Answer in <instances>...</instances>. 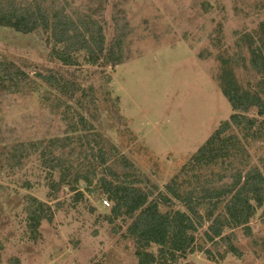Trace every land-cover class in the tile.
I'll use <instances>...</instances> for the list:
<instances>
[{"label":"rangeland","instance_id":"rangeland-1","mask_svg":"<svg viewBox=\"0 0 264 264\" xmlns=\"http://www.w3.org/2000/svg\"><path fill=\"white\" fill-rule=\"evenodd\" d=\"M71 14L95 12L105 25L107 44L114 37L119 11L130 26L123 65L115 68L86 62L64 66L51 58L50 34L23 35L0 29V62L15 64L29 76L25 90H0V264H139L135 242L126 235L130 220L109 221L113 204L100 187L104 169L92 163L91 185L73 182L75 173L91 166L79 154L48 148L67 135L68 122L82 113L90 133L108 156L107 167L129 181L141 180L157 196L174 178L183 189L220 187L219 176L262 168L264 138L253 140L233 129L247 157L222 165L195 168L191 157L234 111L220 87L222 60H230L238 83L256 92L264 80L250 67L245 36H256L264 22V0H60ZM61 77L75 87L67 99L40 80ZM264 98V92L261 94ZM62 99L71 106L65 121L55 110ZM77 101L81 104H77ZM81 107V108H80ZM257 117V109L249 112ZM264 129V117H260ZM40 142L39 149L32 147ZM32 147L20 156L16 147ZM59 156L70 170V183L48 165ZM186 184H182V183ZM46 205L52 223L42 221L34 239L29 229L32 201ZM109 201V206L104 201ZM222 207V206H221ZM207 208V207H206ZM184 211L181 205L172 208ZM167 211L166 209H162ZM206 214V209H201ZM200 229L197 251L177 264H264V208L248 228L234 231L238 255L227 254L218 239L210 242ZM156 252V249H153ZM224 255V258L222 256ZM214 259H212V258Z\"/></svg>","mask_w":264,"mask_h":264},{"label":"trees","instance_id":"trees-1","mask_svg":"<svg viewBox=\"0 0 264 264\" xmlns=\"http://www.w3.org/2000/svg\"><path fill=\"white\" fill-rule=\"evenodd\" d=\"M95 12L83 14L67 11L60 0H0V29L9 28L23 35L44 32L50 34L52 44L51 58L64 66H76L77 55L85 53L86 62L94 67L100 64L117 67L123 65V49L130 34V26L119 11L113 17L114 37L107 44L105 25L95 18ZM245 46L250 54V67L257 74L264 76V22L260 24L256 36L247 34ZM44 83L50 85L67 99H74L77 90L61 77L39 74ZM223 96L230 103L234 113L229 120L223 121L211 137L191 157L183 169L188 173L189 165L195 168L224 165L237 156L247 157V151L238 135L231 133L233 129L240 130L245 138L258 140L264 138V129L260 117H264V80L259 85V91L253 92L243 88L230 60H222L219 77ZM29 76L15 64L4 60L0 62V90L8 94H16L25 90ZM55 110L62 112L67 121L71 106L58 99ZM77 104L81 106L79 101ZM81 108V107H80ZM257 109V117L250 116L252 109ZM92 126L83 114H77L72 123L68 122L67 135L52 139L48 148L54 152L71 149L81 156L90 166L97 163L103 168L105 176L100 178V187L113 204L110 222L119 218L130 220L126 235L137 247L136 255L139 264H177L190 254L201 251L211 254L208 249L197 248V232L210 223L206 238L213 242L220 240L227 247L226 253L240 255L232 242L233 232L225 234L226 230L234 231L248 228L257 211L264 208V159L262 168H251L245 173L237 171L230 175L219 176L220 187H201L199 191L183 189L177 183L180 176L167 184L164 192L154 193L141 188V180L129 181L126 175L117 174L107 167L108 156L92 137ZM40 142L32 147L39 149ZM27 145L15 148L20 156L28 155L32 149ZM48 165L52 171L61 173V181L70 183V170L59 156H50ZM96 174L95 167L89 172L79 171L74 174L73 182L81 181L91 185L90 175ZM186 184V183H182ZM176 205L185 208L184 211H174ZM222 206V207H221ZM29 209V229L35 239L42 221L52 223L54 214L46 212L41 202L32 201ZM207 207V208H206ZM167 211H163L162 209ZM206 214H201V209ZM156 249V252H153ZM212 258V257H211ZM224 258V255L222 256ZM214 259V258H212Z\"/></svg>","mask_w":264,"mask_h":264},{"label":"built area","instance_id":"built-area-1","mask_svg":"<svg viewBox=\"0 0 264 264\" xmlns=\"http://www.w3.org/2000/svg\"><path fill=\"white\" fill-rule=\"evenodd\" d=\"M103 203H104L105 206H107V207L109 206V201L108 200H105Z\"/></svg>","mask_w":264,"mask_h":264}]
</instances>
